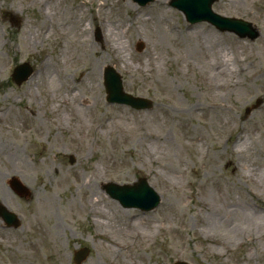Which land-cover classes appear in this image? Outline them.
Here are the masks:
<instances>
[{
    "label": "rangeland",
    "instance_id": "1",
    "mask_svg": "<svg viewBox=\"0 0 264 264\" xmlns=\"http://www.w3.org/2000/svg\"><path fill=\"white\" fill-rule=\"evenodd\" d=\"M169 1L0 0V202L18 217L0 218V264H75L82 247L81 264H264V0L212 5L253 40ZM89 44L149 108L106 101L105 69L83 70ZM140 178L159 197L149 211L104 189Z\"/></svg>",
    "mask_w": 264,
    "mask_h": 264
},
{
    "label": "water",
    "instance_id": "2",
    "mask_svg": "<svg viewBox=\"0 0 264 264\" xmlns=\"http://www.w3.org/2000/svg\"><path fill=\"white\" fill-rule=\"evenodd\" d=\"M132 1L139 5H146L153 0ZM214 1L216 0H170V5L182 11L189 22L207 21L221 31L233 32L239 37H247L251 40L259 35V30L250 22L235 17H226L213 11L212 4ZM31 72L32 68L27 62L21 63L14 68L12 79L16 84H19L27 79ZM103 82L107 101L125 103L136 109L150 107L151 102L149 99L134 97L124 92L119 74L109 66L104 70ZM10 184L19 195L27 194L28 189L18 178L13 177ZM104 189L110 197L117 200L123 207H135L147 211L153 209L159 203L157 193L144 178H140L132 184L109 182L104 185ZM0 216L8 225H18L16 215L7 210L2 203H0ZM87 254V248L75 252L74 260L76 264H80ZM173 264L187 263L179 261Z\"/></svg>",
    "mask_w": 264,
    "mask_h": 264
},
{
    "label": "bare ground",
    "instance_id": "3",
    "mask_svg": "<svg viewBox=\"0 0 264 264\" xmlns=\"http://www.w3.org/2000/svg\"><path fill=\"white\" fill-rule=\"evenodd\" d=\"M82 46L84 48L86 47L85 45ZM101 46L102 48H104V51L109 54V56L107 57L110 61L112 60L114 62H120L122 64L126 63L123 55L127 53L130 54L128 46L124 45L118 38V36H115L111 31H106ZM87 47L89 50L93 51L94 57H90L92 60L89 59V61V57L86 58L89 63L88 66H90L91 63L92 67L88 68V66H86L83 68V70H85L86 75H99L101 69H105L108 59H105L103 54H101V51L96 49L93 44H89Z\"/></svg>",
    "mask_w": 264,
    "mask_h": 264
}]
</instances>
